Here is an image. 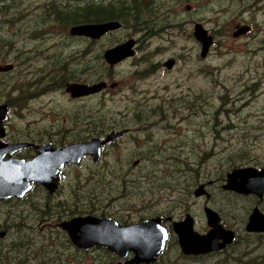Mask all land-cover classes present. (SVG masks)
Here are the masks:
<instances>
[{
	"label": "rangeland",
	"instance_id": "1",
	"mask_svg": "<svg viewBox=\"0 0 264 264\" xmlns=\"http://www.w3.org/2000/svg\"><path fill=\"white\" fill-rule=\"evenodd\" d=\"M52 1L53 8L67 4L78 5V0ZM148 1L146 0V4ZM164 4L170 6L172 13L171 32L148 35L127 28L101 43V48H105L125 37L139 39L133 58L113 69L100 64V69H97L99 76L96 78H103L100 81H105L108 85L115 83L116 87L102 92L99 97L91 101H85L81 111L76 112L81 105L80 102L68 101L60 91L44 90L46 86L41 82L47 78L51 82H56L59 75L51 74L48 77L47 74H32L34 68L39 67L38 60L33 62L22 60L23 58L0 60V66L15 63L18 69L10 76L11 87L0 95V100L4 101L12 94L18 103V106L9 113L6 125L9 136L16 135L21 130L30 134L50 132L53 123L48 120L61 108L66 109L69 115L74 112L73 116L80 114L84 119L95 113L96 118H93L90 124L103 119L106 124L113 125L114 130L120 131L124 127L129 129L131 136L118 146H106L98 163L84 159L77 170L81 173H77L76 177L67 178L69 186L80 180L84 190L92 188L94 182L91 181L94 177L95 180H100L101 188L107 192L111 186L110 181L115 176L111 174L110 169L114 168L116 162L126 160L130 165L135 161L139 162L132 168L136 169V174L141 171L140 175L145 176L146 181H156V178L164 180L165 183L171 178V169L165 164L168 162L167 159L176 158V154L189 156L186 160L195 171L183 174V171L178 169L171 188L166 190L156 188L157 184L146 186L144 191L148 188H156L151 192L160 198L154 202L156 196L151 195L153 196L151 197L150 192L146 191L144 199L145 197L148 199H145L148 202L146 206H151L152 210L164 209L172 206L176 194V215L181 211L192 209L195 212L193 216L196 223L201 226L204 224L201 207L196 203L197 200L195 202L193 199L196 186L192 187L193 184L186 186V179L194 178L201 183L219 179L223 171L228 168L224 163L230 160V157H234V154L230 155V153H236L240 149L241 154L259 165L257 167L264 166V130H261L264 127V0H151V5L155 8L162 7L160 15L163 14ZM195 22L202 24L214 36V46L210 49L207 63L204 64V68L211 71V75L209 73L201 75L194 65L192 55L199 51V44L192 37ZM238 22L251 25L254 35L248 39L234 41L231 34ZM149 27L151 31L154 30V25ZM162 27L161 21V31ZM47 31L52 38L47 40L46 44L52 46L49 53H53V63L56 66L59 67L54 59L55 56L64 57L63 60L69 63L78 61L79 56L74 53L77 51L76 46L70 39L65 38L68 36V30H62L52 23ZM259 46L261 52L255 61H243L245 54L243 48L253 49ZM175 49L176 70L167 71L161 64L173 59ZM44 50L45 48L38 44L34 57L38 52L44 56ZM80 67L84 65L78 64L77 68ZM102 67L105 69L102 70ZM78 76L80 79L93 78L91 74H78ZM2 78L3 76L0 75V79ZM35 85L39 86L37 88L39 91L36 93L32 91ZM3 87L4 85L0 83L1 90ZM40 92L45 96L40 100H33L34 95ZM20 111L21 114H18ZM127 118L130 119L126 120ZM151 121L162 122L157 123L160 128L155 125L156 129H159L158 132L151 133L146 129L148 125L146 123ZM69 122L79 121L70 118L66 123L57 124L55 130L67 127ZM19 129L21 130L18 131ZM174 144H176V153L172 150ZM147 147H154L156 150L147 153ZM148 154H151V159L143 160L140 157ZM160 156L161 160L153 163ZM155 157L156 160H153ZM172 161L173 165H176V159ZM243 167H253V165ZM103 190L98 189L97 192ZM214 192L215 202L219 205L222 202L227 208L225 214L229 222L247 218L254 206V200L222 194L218 189ZM33 195L36 196V193ZM8 201L4 200L0 203ZM21 202L16 208H12L14 211L6 212L9 220H14V214L19 210L24 212V216L27 215L29 208L24 207L29 200ZM200 202L203 203V200ZM130 203L116 200L112 204L118 206L130 205ZM259 207L264 211V201ZM5 208L7 207L3 209ZM7 224L10 234L0 241V249L8 247L17 239L15 228L10 226V222ZM241 230L243 231V228ZM253 240V238L243 239L240 246L234 247L216 261L204 260L194 263L181 257V254H176V264H251L255 257L264 255V244L254 246ZM40 243V240L34 239L30 248L32 251L21 250L20 264H34L49 253L51 248L44 247V250H40ZM52 253L51 259L59 258L58 252ZM1 260L7 261L4 255Z\"/></svg>",
	"mask_w": 264,
	"mask_h": 264
},
{
	"label": "flooded vegetation",
	"instance_id": "2",
	"mask_svg": "<svg viewBox=\"0 0 264 264\" xmlns=\"http://www.w3.org/2000/svg\"><path fill=\"white\" fill-rule=\"evenodd\" d=\"M78 7L82 8L88 4L93 5L94 11L96 12L97 17H99L98 21L91 22L94 24L106 23V22H113L116 21L113 19L115 15V11L117 8H125L131 10L133 7L136 9V5L138 6H146V0H78ZM53 9V1L52 0H0V60H33L39 61V67L34 68L32 74L40 73V74H47L50 76L51 74H57L59 76L67 75L68 73H78V74H91L93 78L83 79L79 82L67 81L65 84L61 86H52L46 85V89L44 90H51L53 91H60L63 93L64 97L70 101L77 103L80 102L81 105L78 107L76 112L81 111L83 104L86 103L85 101H91L96 97H99L102 92L108 91L109 89L106 88L104 91L92 95H87L79 98H72L69 94L66 93L65 87L67 83H75V84H83V85H94L100 82V78H96L99 76V72L97 69H100L101 61L103 60V54L106 50L123 43L130 37L122 38L116 44L110 45L109 47L101 48V43L105 39H110L115 37L120 31L116 32H108L101 38L97 40H92L86 37H73V36H65L66 39H70L72 43L76 46L77 55L80 57L78 61H74L69 63L67 60H63L64 57L55 56L54 59L56 60V64L58 66H53V53H49L52 50V46H48L46 44L47 40H51L52 36L48 33V29L52 26V14L51 11ZM102 11V15H98ZM256 11V9H255ZM136 12L138 10L136 9ZM118 22V21H117ZM85 23V24H91ZM196 24H200L195 22L193 25L192 30V37L194 40L199 44L198 52H195L192 57L194 60V65L196 66V71H198L201 75H206L209 73L211 75V71L209 72L206 68H204V64L207 63L209 58L210 49L214 46L215 40L214 36L205 29L202 24H200L204 30H206V34L208 37L212 38V44L208 49L207 54L202 57L201 54V45L196 40L194 36V26ZM245 23H237L232 31L231 37L234 41H239L242 39H248L251 37L253 33V29L251 25H244ZM84 25V24H81ZM259 25V24H258ZM243 27H248L249 29L245 33H241ZM176 35V22H175V33ZM136 40L135 49L138 48L139 39ZM248 41V40H247ZM60 42V41H59ZM68 41H66L67 43ZM40 44L43 48H45V55L41 56L42 54L38 52L36 57L34 54L36 52L37 45ZM59 44V43H58ZM62 44V42H60ZM259 47H254L253 49L245 47L243 48L244 60L243 61H255L258 54L261 52ZM74 49V50H76ZM174 66L172 71L176 70V49L173 55ZM127 61V60H126ZM126 61L122 62L125 63ZM41 62V63H40ZM104 66L107 67L106 63L104 62ZM120 63V64H122ZM10 64L13 68V72H17L16 64ZM78 64H83L84 67L77 68ZM156 66V64H154ZM163 63L161 64V66ZM4 66V65H1ZM163 67V66H162ZM12 72V73H13ZM5 74V73H2ZM7 74V73H6ZM62 82L63 77L58 78L56 82ZM39 86L35 85L32 89L33 92H38L37 89ZM41 90V91H44ZM45 96L42 92L37 93L34 95L33 100H40ZM0 105H5L8 108V105L2 101ZM11 110L8 108V113ZM22 111H20L21 114ZM74 113V112H73ZM72 113V114H73ZM69 115L66 109L56 110L54 112V116L50 118L48 121L53 123L51 126V131L45 132H36L32 133L35 142L29 144L35 146H41L44 144H50L54 148L62 147L68 143H64L63 137L65 134L59 131L57 128V124L59 123H66L68 119H74V121H79L81 124H87L86 127L90 125V122L93 118H96V115H90L87 119H84L82 115ZM131 118V117H130ZM127 118L126 120L130 119ZM157 119V118H155ZM139 122V121H138ZM162 123L159 121H151L146 123V129L151 133L158 132L159 129H156L157 125ZM174 125V124H171ZM98 126V123L96 124ZM160 128L159 125H157ZM121 130H125L126 133L121 136L120 138L116 139L113 142L108 143L106 146H118L120 145L125 139L131 136V133L127 127H124ZM117 131V130H114ZM98 137V136H91V138ZM90 138V139H91ZM44 139V141H42ZM58 139V142H57ZM82 140V139H81ZM89 140V139H88ZM87 140V141H88ZM5 141V139H4ZM29 150V158L24 160H30L36 156L34 149L28 147L25 148ZM130 150V149H129ZM156 150L154 147H147L146 152H152ZM172 150L176 153V144L173 145ZM17 157V155H16ZM86 160H90V158H85ZM79 166L71 165V166H64L62 169L58 170L57 177L55 178V182L58 185L57 189L53 192H50L48 189L44 188L43 186H38L36 184H32L30 191L27 195H25L21 199H14L13 201L17 202L18 204L22 203L21 201L26 202L29 200L27 205L24 207H28L30 210V218L29 224L32 227L30 232V237L28 239V243L24 245L25 248L30 250L32 240L37 239L40 240L41 243L39 244V249H43L44 247H50L53 252H60L62 253L58 259L52 258L48 260L46 263L42 264H135L132 263L134 259V254L132 252H127L124 255L116 254L112 251H109L105 246H93L88 250L83 248L77 247L69 237V235L61 228V225L64 223H68L77 218L83 217H94L98 219H109L112 222H115L118 227H125L131 226L135 224H139L144 220H159V224L163 227L166 231V240L164 244L163 250L158 254L155 260L147 263V264H176V254H181L180 247L178 243V237L176 232H174L173 225L176 222H179L184 219L186 215H189L193 220V231L195 234L200 236L205 235L208 233L210 228L208 227L207 219L204 215V208H209L215 211L220 219V225L225 230H230L234 233L235 239L234 242L228 245L226 248L217 251L211 252L202 255H182L184 258H188L191 262H203L204 260H213L216 261L218 257L226 255L232 249L233 246H237L236 244L243 240L242 238L249 237L253 238L254 242H264V234L263 233H247L245 231V225L247 219L243 220H232L229 222L226 216V207L224 203L221 202L219 205L215 202V192L214 190L218 189V191H223L222 186L226 183V174L219 179H212L207 181L206 183L198 182L196 185H204V189L209 194V197H194L195 202L197 200V204L201 207V212L203 214L204 224L199 226L196 223V219L193 216L195 212L192 209H188L176 215V194L174 201L171 207H165L164 209H151V206H146L148 200L146 197H142L140 200H136L134 203L130 205L127 204H119L115 206L113 204H103L98 206V211L93 213H85L84 212V187L80 180H77L75 183H72L70 186L67 185V178L69 177H76L79 169ZM256 169L261 170L264 169V166L256 167ZM83 176V174H82ZM69 186V187H68ZM66 192V193H65ZM36 193V196L33 195ZM228 193V192H225ZM235 195L234 193H231ZM153 195L154 202L159 200L160 197H157L156 194L150 192V196ZM151 196V197H153ZM238 198L243 199H252L254 200V207L258 208L260 212L264 214V211L260 209L259 206L262 205L264 201V196L262 199L257 198L256 196H240L237 195ZM203 200V203L200 201ZM41 207V211L38 208ZM193 211V212H192ZM248 218V217H247ZM230 224H227V222ZM35 227V228H34ZM243 228V231L241 230ZM5 232V231H3ZM245 234V236L243 235ZM5 236V235H4ZM78 236V235H77ZM4 238V237H3ZM2 238V239H3ZM77 238V237H76ZM45 242V243H44ZM16 248V247H14ZM32 251V250H30ZM20 255L21 250L18 249L17 252H14V255L9 256L12 258V262H8L5 260H1L0 264H20ZM146 264V263H141Z\"/></svg>",
	"mask_w": 264,
	"mask_h": 264
},
{
	"label": "water",
	"instance_id": "3",
	"mask_svg": "<svg viewBox=\"0 0 264 264\" xmlns=\"http://www.w3.org/2000/svg\"><path fill=\"white\" fill-rule=\"evenodd\" d=\"M120 27V23L114 21L75 25L69 29V35L97 40L108 32L119 30ZM248 29V27H243L240 34L245 33ZM194 36L201 44L200 55L204 57L212 44V38L207 36L200 24L194 26ZM135 44L134 39H129L112 47L104 52L103 60L113 67L132 58L135 54ZM173 65L172 59L163 64L167 70H171ZM11 70V65L0 67V73ZM107 87L113 89L116 84L107 85L105 82L91 86L67 84L65 91L72 98H79L99 93ZM6 120L7 107L0 105V200L22 198L30 190V183L43 186L53 192L58 187L55 178L59 169L65 165H79L84 157H90L94 163L99 162L102 148L126 133V131L111 132L104 139L93 138L86 142L67 144L60 148H54L51 145L34 146L28 143L8 144L1 141L5 137L4 122ZM25 147L34 149L36 156L29 161L15 159L14 154ZM136 164L135 162L134 165ZM222 190L243 196L253 195L262 199L264 196V169L257 170L248 167L233 170L226 175V183L222 186ZM193 196L208 198L209 194L204 189V185H199L194 190ZM204 215L210 230L203 236L195 234L193 220L189 215L173 225L183 255L217 252L234 242V233L223 229L215 211L204 208ZM61 228L79 248L88 250L93 246H105L109 251L119 255L132 252L134 254L132 263L135 264H147L155 260L163 250L166 240V231L160 226L158 219L144 220L139 224L118 227L115 222L109 219L87 216L64 223ZM245 231L264 234V214L258 208L255 207L248 217ZM3 235L1 233L0 237Z\"/></svg>",
	"mask_w": 264,
	"mask_h": 264
},
{
	"label": "trees",
	"instance_id": "4",
	"mask_svg": "<svg viewBox=\"0 0 264 264\" xmlns=\"http://www.w3.org/2000/svg\"><path fill=\"white\" fill-rule=\"evenodd\" d=\"M162 8V7H161ZM161 8H155L151 5V0L148 1L146 6H138L136 5V9L138 12H136V9L133 7L131 10L125 9V8H117L115 11V15L113 16V19L121 23L122 29L131 28L135 32L148 34V35H157L160 33L167 34L173 30V21H172V13L170 11V6L164 4L163 5V14L160 15ZM103 10H101L100 13H97L98 15H102ZM52 14V23L54 26H58L62 30H68L73 25L78 24H85V23H91L98 21L99 17H97L96 12L94 11L93 5H86L82 8H79L78 5H71L67 4L61 5L58 7H54L51 11ZM161 21L163 22V29L161 31L160 25ZM149 25H154V30L151 31ZM77 57V56H76ZM79 60L80 57H77ZM101 65L104 66L103 62H101ZM53 66L56 65L53 63ZM105 69V67H102V70ZM3 76L2 79H0V83L4 85L3 89L1 90L0 95L4 91H8L11 87L12 83V77L13 73H7V74H0ZM10 77V78H7ZM49 77V76H48ZM63 77V81L60 82H51L48 78L41 82L44 86L46 85H52V86H61L65 84L67 81L72 82L76 81L79 82L83 79H80L77 73H68L67 75L59 76V78ZM103 79V78H101ZM28 82V81H27ZM9 94H11L9 92ZM2 101V99L0 100ZM4 102L8 105L10 110H13L15 107L18 106L16 98L9 96L6 99H4ZM101 121V122H99ZM99 121H94L92 124H90L88 127H86L84 124H81L80 122H69L70 124L67 127H63L59 131L65 134L63 137H60L63 139L64 143H73L76 141H86L91 138V136L95 135L98 137L104 136L107 132H110L114 130V126L106 124L103 119H100ZM98 123V126L96 124ZM7 125V124H6ZM19 129L18 131H20ZM264 130V127L261 129ZM48 132V131H45ZM7 141L10 143L15 142H35V139L33 138V135L26 132V131H20L16 135L9 136L7 134ZM82 139V140H81ZM44 141V139L42 140ZM58 142V139H57ZM29 150L25 149L21 153L18 154L19 158H29ZM234 154V157H230V160H227L226 163H224L225 167L228 166V168L223 171L222 175L220 177H223L225 173H228L229 171H232L236 168H241L243 166H251L254 167L259 166L257 163H253V161H250L246 155L241 154V149L236 151V153H230ZM143 160L146 158H152L151 154L140 156ZM189 156H184L182 154H176V158L173 157L171 159H167L168 162L165 163L166 166L169 165L168 169H171V178H168L169 180H166L164 183V180H157L156 181H146L145 176H141L139 171L137 174L135 172L136 169H133L134 166L133 163L130 165L129 161L124 162H116L114 165V168L110 169L111 174H115V176L111 179L110 183L111 186L109 188V191H105L101 188L100 180H95L93 177V181L90 179H87L93 183L92 188H87L84 190V212L85 213H93L98 211V206L103 204H112L114 201L118 200L121 202L127 201L128 203H134L137 200H140L142 197H144L146 191L151 192L153 189L156 188H163L166 190L167 188H171V185L173 184V179L175 178L176 172L178 169L183 171V174H188L195 169H193L190 166V162L186 160ZM157 157L153 158V160H156ZM149 159V160H150ZM173 159H176V165H173L174 162ZM161 160V156L157 158V160L153 163H158V161ZM166 162V161H165ZM161 164V163H160ZM173 165V166H172ZM176 169V170H175ZM144 175V174H143ZM183 176V175H182ZM151 178V177H148ZM157 181H160L158 183ZM157 184L156 188H148L146 191V186H155ZM186 186L192 187L196 186L198 184L195 179H186L185 180ZM145 186V187H144ZM101 189L103 192H100L97 190ZM100 192V193H99ZM222 194L226 195H233L231 193H225L223 191H219ZM234 197H237L236 195H233ZM127 198H131L128 200ZM252 200V199H251ZM142 202V200H140ZM130 203V204H131ZM18 205L15 201H8L6 203H0V232L2 230H5V237L8 236L10 233L8 231V224L10 222V226H13L15 228V234L17 236V239L11 242V245L5 248H1L2 254L0 255V262L3 258V255L5 256L6 260L8 262H11V257H9V254L11 255L14 252H17L18 249L24 250L27 249L24 247L26 243H28V239L30 237V232L32 230V227L29 224V218H30V210L27 211V215L24 216L22 210L16 211L14 214V220L8 219V213L14 211L12 208H16ZM9 206V207H8ZM4 207H7L3 209ZM40 207V206H39ZM39 211H41V207L38 208ZM182 212V211H181ZM179 212V213H181ZM243 239H249V237H244ZM3 239H0V241ZM245 241V240H244ZM247 242V241H246ZM254 246H259L264 244L263 241L254 242L252 241ZM242 244V241L237 243V246H240ZM233 246L232 249H234ZM248 246V245H246ZM16 247V248H14ZM243 247V246H241ZM248 249V248H247ZM53 251H49L48 254L44 256V258H41L34 264H42L48 262L50 260L51 255ZM62 253L58 252V256H60ZM182 257V256H181ZM184 258V257H183ZM188 259V258H186ZM189 260V259H188ZM251 264H264V255L262 257H255Z\"/></svg>",
	"mask_w": 264,
	"mask_h": 264
}]
</instances>
